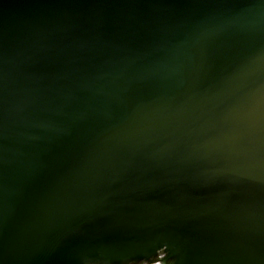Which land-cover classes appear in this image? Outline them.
<instances>
[{
  "label": "water",
  "instance_id": "1",
  "mask_svg": "<svg viewBox=\"0 0 264 264\" xmlns=\"http://www.w3.org/2000/svg\"><path fill=\"white\" fill-rule=\"evenodd\" d=\"M264 264V0H0V264Z\"/></svg>",
  "mask_w": 264,
  "mask_h": 264
},
{
  "label": "built area",
  "instance_id": "2",
  "mask_svg": "<svg viewBox=\"0 0 264 264\" xmlns=\"http://www.w3.org/2000/svg\"><path fill=\"white\" fill-rule=\"evenodd\" d=\"M154 264H159V263H154Z\"/></svg>",
  "mask_w": 264,
  "mask_h": 264
}]
</instances>
